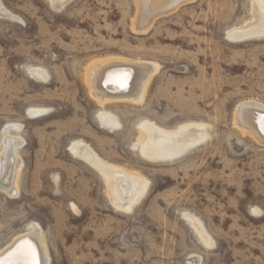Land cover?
<instances>
[{
  "label": "rangeland",
  "instance_id": "rangeland-1",
  "mask_svg": "<svg viewBox=\"0 0 264 264\" xmlns=\"http://www.w3.org/2000/svg\"><path fill=\"white\" fill-rule=\"evenodd\" d=\"M181 4L140 33L135 0H0V155L5 132L21 143L17 193L0 190V250L34 226L48 264H264V144L234 125L241 104L264 106V37L229 33L254 23L253 1ZM114 58L155 70L141 102L105 106L120 122L110 131L85 76ZM144 121L206 137L146 159ZM77 141L147 181L129 211L72 154Z\"/></svg>",
  "mask_w": 264,
  "mask_h": 264
},
{
  "label": "bare ground",
  "instance_id": "bare-ground-1",
  "mask_svg": "<svg viewBox=\"0 0 264 264\" xmlns=\"http://www.w3.org/2000/svg\"><path fill=\"white\" fill-rule=\"evenodd\" d=\"M49 1L54 8H60L70 0ZM135 1L137 3V12L133 26L135 31L143 33L153 25V21L157 16L176 10L186 0ZM252 1L254 23L249 24L250 26H247V28L245 26V28L234 29L233 32H229L239 38V40L242 37L249 36L264 37V0ZM2 11L3 9L0 7V12L8 15ZM151 67V64L145 62H130L114 58L104 62L93 63L87 69L85 83L89 94L98 105L102 106L101 113L99 115L97 113L98 118L96 119H98L104 129L114 131L120 126L118 118L104 109L106 105L116 103L133 104L142 101L147 85L155 70L151 69ZM37 74L40 75V72H37ZM263 116L264 106L254 102H245L236 109L234 118L236 121L234 123L236 124L234 125H237L241 131L248 132V135L250 134L255 141L257 140L262 144L264 143ZM138 134L137 148L139 153L146 159L162 162L174 161V159L184 156L206 137L204 126L201 124H183L175 129L167 130L145 121L139 125ZM3 135L4 149L0 155V190L11 196L17 191L16 180L20 169V160L17 152L21 143L20 140L11 137L6 132ZM77 142L72 143L71 148L69 147L72 154L101 173L106 185V194L117 210L127 212L135 203L137 204L142 199L141 197L145 193L147 185V181L144 178L135 172L106 164L88 146L82 142ZM29 245L35 250L37 264H48V249L44 245L40 230L34 226L28 229L25 234L16 236L6 248L0 250V264H25L30 259L28 255Z\"/></svg>",
  "mask_w": 264,
  "mask_h": 264
},
{
  "label": "snow or ice",
  "instance_id": "snow-or-ice-1",
  "mask_svg": "<svg viewBox=\"0 0 264 264\" xmlns=\"http://www.w3.org/2000/svg\"><path fill=\"white\" fill-rule=\"evenodd\" d=\"M28 255L30 259H28L25 264H37L35 250L31 247V245L28 246Z\"/></svg>",
  "mask_w": 264,
  "mask_h": 264
},
{
  "label": "water",
  "instance_id": "water-1",
  "mask_svg": "<svg viewBox=\"0 0 264 264\" xmlns=\"http://www.w3.org/2000/svg\"><path fill=\"white\" fill-rule=\"evenodd\" d=\"M264 117V116H263ZM264 144V143H263Z\"/></svg>",
  "mask_w": 264,
  "mask_h": 264
}]
</instances>
